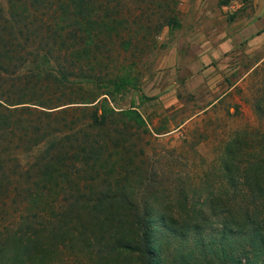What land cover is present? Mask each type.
I'll return each instance as SVG.
<instances>
[{"label": "trees", "instance_id": "1", "mask_svg": "<svg viewBox=\"0 0 264 264\" xmlns=\"http://www.w3.org/2000/svg\"><path fill=\"white\" fill-rule=\"evenodd\" d=\"M122 1L0 4V214L12 206L0 215V264H76L80 252L89 264H264V157L240 167L241 139L227 150V197L191 200L208 212L179 214L125 182L118 142L101 131L145 120L105 96L97 105L134 78L101 67L114 44L126 51L135 37Z\"/></svg>", "mask_w": 264, "mask_h": 264}, {"label": "rangeland", "instance_id": "2", "mask_svg": "<svg viewBox=\"0 0 264 264\" xmlns=\"http://www.w3.org/2000/svg\"><path fill=\"white\" fill-rule=\"evenodd\" d=\"M161 1H122L131 19L124 26L135 37L126 51L114 44L101 62L107 73L129 69L134 78L126 89L101 94L98 107L104 96L116 108L132 105L145 125L114 119L100 131L118 142L128 185L145 186L179 214L193 205L208 212L205 202L192 201L212 190L227 197L225 164L235 138L240 167L264 157V0ZM166 14L178 23L160 26ZM11 209L3 207L1 217ZM90 255L80 252L72 263Z\"/></svg>", "mask_w": 264, "mask_h": 264}]
</instances>
